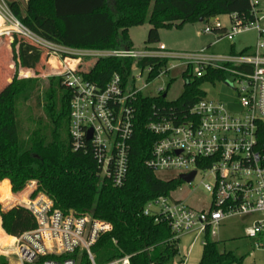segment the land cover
<instances>
[{
    "label": "trees",
    "instance_id": "obj_1",
    "mask_svg": "<svg viewBox=\"0 0 264 264\" xmlns=\"http://www.w3.org/2000/svg\"><path fill=\"white\" fill-rule=\"evenodd\" d=\"M10 6L39 36L86 49L132 48L129 29L145 23L150 25L147 42L155 43L163 28H182L196 22L209 24L219 16L230 14H236L243 24L255 20L249 0H28L23 12L15 2ZM211 29L218 30L215 25ZM3 30L1 27L0 37ZM223 30L225 34L226 29ZM12 61L16 69L11 79ZM41 61L43 73L50 74L64 64L69 67L76 64L75 59L53 53L20 35L0 38V181L9 179L15 193L28 182L36 181V192L48 195L55 208L110 222L112 230L102 235L92 248L98 263L122 255L131 256L130 264L167 263L179 253L178 240L173 238L167 221H155L154 216L144 215L143 211L149 201L176 191L182 180H162L145 165L156 139L146 123L159 108L167 115L188 113L205 98L201 84L224 80L226 73L208 68L204 75L190 80L189 71H185L184 90L176 100L168 101L164 97L166 92L158 97L137 98L127 178L122 186H114L110 181H100L91 151L72 149L71 91L60 75L32 76ZM166 64L165 60L159 62L155 58L121 57L78 63L88 68L86 77L101 87L115 73L127 81L135 65H154L150 76L153 79ZM31 101L42 112H37L29 104ZM0 221L1 229L10 236L36 226L32 213L22 206H13L6 212L0 210ZM240 263L241 257L233 251L222 250L218 241L209 235L205 237L199 264ZM0 264H7L2 256Z\"/></svg>",
    "mask_w": 264,
    "mask_h": 264
},
{
    "label": "built area",
    "instance_id": "obj_2",
    "mask_svg": "<svg viewBox=\"0 0 264 264\" xmlns=\"http://www.w3.org/2000/svg\"><path fill=\"white\" fill-rule=\"evenodd\" d=\"M260 2L249 0L255 18L251 23L243 24L236 14L228 15L231 29L225 28L224 34L233 40L237 34L255 29L258 40L253 53L206 55L202 49L198 53L181 55L169 51L163 44L149 49L74 48L36 34L6 0H0V17L6 27L1 36L17 34L75 59L74 67L64 64L52 73L62 76L63 84L71 91L69 133L72 149L85 153L91 151L97 162L100 181H110L114 186H122L127 178L137 121V98L158 97L166 92L159 87L155 95L143 94L153 80L178 65L171 59H185L182 63L184 71L196 64L197 77L204 75L208 68L232 76L234 85H239L238 113H232L225 104L205 97L181 116L174 112L167 115L159 108L146 123L147 130L156 139L145 165L155 175L161 171L174 172V179L193 171H196L194 179L201 171L211 176L213 182L204 184L211 194L210 208L195 210L175 198L174 191L169 196L149 201L143 213L154 216L155 221H167L176 240L182 235L195 233L203 237L202 242L207 235L216 237L217 228L231 217L253 218L246 227V236L256 239V247L264 248V29L257 23ZM215 26L223 29L220 22ZM208 30H212L211 27L204 29L205 32ZM101 57L155 58L159 62L165 60L167 64L153 79L150 76L154 65H135L127 81L115 73L101 87L86 77L88 68L78 65ZM136 70L139 71L135 73ZM138 80L143 81L139 88L136 87ZM36 190V181H30L17 194L9 192V206L28 209L36 226L10 236L14 240L13 247L0 244V256H14V262L8 261L7 264H130V255L105 263L96 260L92 248L102 235L112 230L110 222L88 214L63 212L54 207L45 193L38 192L34 197ZM18 194L22 196L16 197ZM152 207L157 210L153 211Z\"/></svg>",
    "mask_w": 264,
    "mask_h": 264
},
{
    "label": "rangeland",
    "instance_id": "obj_3",
    "mask_svg": "<svg viewBox=\"0 0 264 264\" xmlns=\"http://www.w3.org/2000/svg\"><path fill=\"white\" fill-rule=\"evenodd\" d=\"M6 1L10 4L15 0ZM15 3L18 5V3H21V0L18 1V3ZM257 16L259 17L257 23L260 28L264 29V0H261L259 4ZM217 22H220L223 28L228 30L231 29V22L228 15H222L217 19L212 20L209 24L196 22L186 24L182 28H163L160 30L159 41L155 43L147 42L148 31L150 29V25L148 23L134 26L129 29V36L132 42L131 47L132 49H149L151 47H159V45L163 43L169 51H173L181 55L198 53L202 49L205 50L206 55H228L230 53L238 54L241 52L253 53L255 51L258 40V33L255 29L250 28L245 30L237 34L233 40H229L223 36V29H218L216 31L208 30L207 32L204 31L206 27H211ZM1 27L6 30L5 23L0 17V28ZM5 37L8 36L4 35L0 38ZM262 53H264V50ZM184 61L185 59L183 58L171 59L172 63H176L178 65L175 68H172L168 73L153 80L149 88L143 90V94L155 95L157 94L156 90L159 87H163L166 90V99L168 101L176 100L184 90L185 65L182 64ZM17 64L20 71V61H18ZM43 64L44 62L41 61L36 65L35 72L32 76H54L50 73H43ZM9 68L12 77L16 69L15 61H12L9 64ZM196 70L197 65H191L189 68L190 80L197 77ZM138 71L139 70H136L135 73ZM19 76L23 77L20 74ZM144 77H146V74H144ZM46 79L47 78H44V80ZM142 85L143 81L138 80L136 82L137 88ZM238 88L239 85L237 83L234 85L233 83V77L227 74L224 80L215 79L214 81H208L201 84V89L205 92L206 98L225 104L226 108L235 114L240 110V104L238 102ZM29 104L33 107L35 106L34 101H31ZM23 109L26 110L25 107H23ZM36 110L37 112H42L40 109L36 108ZM175 175L176 174L174 172L161 171L156 173V176L162 180H172ZM6 180L7 179H3L0 181V210L3 212H6L11 208L8 203L11 200L10 193L13 192L11 190V183L9 184ZM212 182L213 179L211 176L201 171L191 184L182 181L181 185L173 193V195L175 198L184 201L189 207L195 210H208L211 206V194L205 189L204 184ZM37 194L38 192H36L34 197ZM15 196L21 197L22 195L18 194ZM152 208L153 211L157 210L156 207ZM252 220L253 218H244L241 216L231 217L225 220L217 228V236L212 238L218 241V245L222 250H231L238 257H241L240 264H264V248L256 247V239L246 236V227L252 222ZM0 231L2 233V237H0V239L7 240L2 246L11 248L8 243L10 235L4 233L1 228ZM202 241L203 237L195 233L182 235L178 240L179 253L165 264H199L203 251ZM2 257L5 259L6 263H8V261L14 262V256Z\"/></svg>",
    "mask_w": 264,
    "mask_h": 264
},
{
    "label": "water",
    "instance_id": "obj_4",
    "mask_svg": "<svg viewBox=\"0 0 264 264\" xmlns=\"http://www.w3.org/2000/svg\"><path fill=\"white\" fill-rule=\"evenodd\" d=\"M164 97H166V94H164ZM90 137L91 135L88 136V138ZM195 174H196V171H193L190 174H181L180 179L184 182L190 183L194 179Z\"/></svg>",
    "mask_w": 264,
    "mask_h": 264
},
{
    "label": "crops",
    "instance_id": "obj_5",
    "mask_svg": "<svg viewBox=\"0 0 264 264\" xmlns=\"http://www.w3.org/2000/svg\"><path fill=\"white\" fill-rule=\"evenodd\" d=\"M18 1H20V0H15L14 2L18 3ZM27 1L28 0H21V3H18V7H20V9H21L20 11H24V8L26 7ZM161 44H163V43H161ZM163 45H165V44H163ZM11 79H12V77H11ZM6 181L10 184L8 179ZM0 228H1V221H0Z\"/></svg>",
    "mask_w": 264,
    "mask_h": 264
},
{
    "label": "bare ground",
    "instance_id": "obj_6",
    "mask_svg": "<svg viewBox=\"0 0 264 264\" xmlns=\"http://www.w3.org/2000/svg\"><path fill=\"white\" fill-rule=\"evenodd\" d=\"M52 51V50H51ZM53 53H56V54H60V53H58V52H54V51H52ZM7 240L6 239H0V244L1 245H3L5 242H6ZM13 238L12 237H10V239L8 240V243L10 244V246L11 247H13Z\"/></svg>",
    "mask_w": 264,
    "mask_h": 264
}]
</instances>
